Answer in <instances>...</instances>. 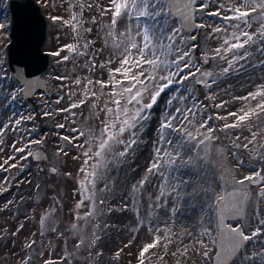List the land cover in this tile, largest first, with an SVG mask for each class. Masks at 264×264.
<instances>
[{"label":"snow or ice","instance_id":"snow-or-ice-1","mask_svg":"<svg viewBox=\"0 0 264 264\" xmlns=\"http://www.w3.org/2000/svg\"><path fill=\"white\" fill-rule=\"evenodd\" d=\"M93 7L99 9L101 18L110 17L108 23L100 24L104 48L111 50L103 61L97 58L99 50H92L95 41L85 37L93 31L91 27H85V23L95 25L97 19L93 16L86 21L83 12ZM68 11L69 19L51 17L53 23L59 21L71 28L74 41L50 53L57 58L58 64H72L66 74L52 77L61 82V90L68 89L64 95L58 94L54 101L55 105L64 102L65 106L53 108L52 102L44 99L41 108L46 109L42 118H71L73 124L84 116L83 111L75 110L87 108L83 127L69 129L73 133L71 136L57 133L58 139L65 142L57 145V157L68 156L69 145L78 150L73 159L81 160L78 168L81 179L77 181L76 193L81 198L75 207L77 211L88 208L83 215H74L76 222L70 226L78 232L77 222L87 224L92 218L116 211L111 207H98L97 183L103 181L99 189L101 193L113 191L108 171L117 163L126 162L125 158L138 143L136 132L144 127L153 109L162 102L163 119L156 129L158 137L152 160L145 175L133 183L127 193L136 219L135 231L138 233L140 227H145L152 237L150 242L139 246L135 259L136 264H150L155 259H165V255L187 256V249L179 253L167 252L168 244L172 243L170 228L145 226L144 221L156 209H163L169 219L176 215L182 187L192 185L190 180L170 176L168 170L192 166L189 163L192 156L185 158V150H199L195 157L197 171L204 164L212 163V146L216 141H220L225 149H243L264 161V0H108L107 5L100 0H74ZM209 41H215V46H210ZM249 67L262 73L260 79H251L253 74L248 73L251 83L242 86L248 89L245 94L228 92L226 95L230 99H218L213 86L230 76L242 74V70L247 73ZM77 68L87 70L86 74L74 76ZM98 70L105 78L94 76ZM39 86V82L19 81L13 85L16 95L25 96L29 93L35 95L33 89ZM181 88L183 92L176 95ZM201 90L207 91L203 99H198ZM210 108L216 109V113L210 112ZM35 119L36 115L29 112L8 124L0 123V152H4L5 147L13 152L0 162V170L7 172L17 168V160L21 162L19 167L23 168L30 159H41L45 139L33 137V133L39 131L31 124ZM93 119L98 120L100 126L89 124ZM217 121L223 123L217 124ZM26 123L30 125L27 129L23 127ZM55 127L65 129L67 126L56 123ZM8 131L20 132L21 136L9 142L5 139ZM126 133L128 139L123 138ZM225 139L229 143H223ZM232 154L236 155L235 152ZM243 163L237 157L238 166ZM51 172L55 174L56 168L53 167ZM228 175L235 177L231 184L219 176V183L211 192L207 189L202 192L206 197L204 208L211 226L204 227L194 237L199 246L198 254L204 264H257V257L260 264H264V214L257 206L264 203V169L253 168L252 174L241 178H236L231 170ZM150 176L158 177L161 183L157 186L155 203L149 196L145 214L141 217L139 205ZM7 180L5 177V182ZM250 189H255V202L249 217ZM4 191L8 189L0 188V193ZM168 198L173 199L172 207L167 205ZM98 203L104 205L105 199L101 198ZM9 204L11 201L6 202L0 211H6ZM128 207L126 205L121 211ZM46 219L40 220L41 228ZM94 227L98 228V225ZM51 231L56 229L51 228ZM40 235H44L43 230ZM58 235L62 236L63 232ZM2 239L4 237L0 235ZM97 239L94 232L92 247ZM253 241H261V248L250 251L255 248ZM35 243L30 240L25 247L31 250ZM84 245L85 240L80 238L74 247L79 249ZM160 250L165 255H161ZM121 251L117 250L113 255L118 259ZM96 256L102 258L101 253ZM70 259H74L73 252L59 260L46 259L42 264H69ZM32 261L28 253L21 258V264H32Z\"/></svg>","mask_w":264,"mask_h":264},{"label":"rangeland","instance_id":"rangeland-1","mask_svg":"<svg viewBox=\"0 0 264 264\" xmlns=\"http://www.w3.org/2000/svg\"><path fill=\"white\" fill-rule=\"evenodd\" d=\"M9 1L0 0V123L8 124L10 121L19 118V116L27 115L31 112L36 115V119L31 124L36 125L39 129V131L33 133V137L39 136L45 139V145L41 150L44 160L42 164L30 159L19 171H15L14 168L7 172L0 170V188L8 189V191L0 193V209L5 207L6 202L11 201L6 211H0V229L3 230L0 235L4 237V239L0 240V264H21V258L25 256V253H28L33 258L32 264H42V261L46 259L55 258L59 260L61 257L67 256L69 252L74 253V259H70L69 264H97V260L98 264H136L135 256L139 246L150 242L152 237L145 231V227H140L138 233L135 231L136 219L131 210L127 193L131 185L145 175V170L149 167L152 160L155 141L158 137L157 127L153 129V125L161 121L160 115H162V110H164V104L160 102L158 107L155 110L153 109L150 119L145 122L144 127L139 128L136 132L138 143L130 151L128 157L125 158L126 162L117 163L108 171L107 176L111 177L109 183L113 185V191L101 193L99 189L103 186V181L101 180L97 183L96 199L98 207L104 209L111 207L116 209V211L92 218L87 224L79 221L77 223L80 230L78 232L74 231L70 226L71 223L76 222L73 220V216L77 214L83 215L88 210L87 207H82L77 211L75 207L77 201L81 198L80 195L76 194L77 181L81 179V174L78 172L81 160L73 159V156L78 154V150L70 145L68 146V156L61 155L57 157L55 150L58 144L62 145L65 143L63 140L58 139L57 133L71 136L73 133L69 129L83 127L84 116L88 114L87 108L75 110L84 112V116H80L76 124L72 123L71 118L46 120L42 118V112L46 109L41 108L44 99L52 102L51 107L53 108L65 106L64 102L60 105H55L54 101L58 94L64 95V92L68 89L61 90L59 87L61 82L53 80L52 77L57 74H66V70L71 69L72 64L71 62L66 65L58 64L56 62L57 58L50 55V53L74 41L71 28L66 27L59 21L53 23L51 17L55 15L69 19V5L74 0H34L46 22V40L42 46V51L49 55V65L42 75L46 83L45 91H38L29 100L24 99L22 94L16 95L13 85L17 81L11 77L7 66L6 48L10 42V37L9 25L7 27L6 19L9 18ZM87 2H92V0H87ZM100 2L107 5L108 0H100ZM72 11L79 10L72 9ZM98 12L99 9L95 7L91 10L86 8L83 12V18L88 21L95 16L97 19V24L95 25L90 22L85 23V27L93 29L91 33L85 34V37L95 41L92 50H99L97 58L103 61L109 57L111 50L104 48L103 31L100 28V24L108 23L110 17L101 18ZM215 43V41H209L210 46H215ZM201 44H203V41H201ZM86 71L77 68L73 75L79 74L83 76ZM248 73H252L251 79L256 80H259L262 75L258 70L249 67L247 73H243L242 70V74L233 75L226 81L218 82V85L213 86L218 99H230V96L226 95L228 92L234 95L245 94L248 89L242 86L251 83ZM94 76L101 79L105 78V76H101V71L99 70ZM205 91L207 90H201L197 94L198 99H203ZM181 92H183L182 88L178 89L175 94L179 95ZM9 93H12V96H9ZM184 94L187 95V93ZM206 103L208 102L206 101ZM229 110H234V108H229ZM209 111L215 114L217 110L210 108ZM219 111L223 113V110ZM64 115L67 116L66 113ZM102 116L103 114L101 113ZM56 123H64L67 127L65 129H57L55 127ZM216 123L221 124L223 122L217 121ZM89 124L100 126L99 121L95 119L90 120ZM29 126L27 123L23 125L25 129ZM151 134L153 135L151 136ZM220 135L223 134L221 133ZM244 135L247 136L248 134L245 132ZM20 136V132L8 131L5 139L10 142ZM149 136L154 137V141L149 142ZM123 138L128 139V134L126 133ZM223 143L227 144L229 141L225 139ZM118 150H122V148ZM233 152L236 153L235 156L232 154ZM212 153L211 164H213L212 167L214 169H212L214 172L207 179L208 184L211 185L209 192L219 183V176H222L229 184L234 181L235 177L228 175L229 170L235 173L236 178H241L252 174L253 168L264 169V161H260L255 153L250 155L243 149L238 150L231 147L225 149L220 141H216L213 144ZM10 155H13V152L5 147L4 152H0V162L7 159ZM237 157L244 161L243 166H238ZM17 161L20 162L19 160ZM53 167L56 168L55 174L51 172ZM120 170L126 171L127 175L123 179L117 180L116 175ZM168 172L170 176H175L178 179L190 180L192 186L182 187L181 189L184 194L194 192L196 186L193 183V174L189 172V167H182L179 170L169 169ZM68 173H71V175H68ZM5 177L8 178L6 182ZM194 180L197 182V179ZM160 183L161 181L158 177L150 176L149 183L145 184V191L141 196V204L139 205L141 217L145 214L149 196L152 197L151 202L155 203V197L158 194L157 186ZM218 190L219 188L217 187ZM250 192V206L247 209L249 217L252 204L255 202V189H250ZM84 195L87 196L88 193ZM186 196L185 198L184 195H181L180 203L184 205V210L190 214L192 226H190V229L183 231L180 236L188 235L191 240L193 238V242L190 245L188 255L182 259V264H204L202 257L198 254L199 246L194 237H197L204 227L211 226L208 224V216L204 208V199L206 197H203L200 190L196 192L195 197ZM101 198L105 199L104 205H99L98 203ZM126 205H129L128 209L121 211ZM167 205L168 207L173 206L172 198H168ZM257 206L259 212L264 214V203H259ZM44 217H47V219L43 228H41L40 220ZM144 223L145 226H148V219ZM21 225H23L22 228H20ZM95 225H98V228H95ZM51 228H55L56 231H51ZM41 230L44 232L42 236L40 235ZM60 232H63L62 236L58 235ZM94 232L98 239L95 246L92 247L91 241ZM80 238L85 240V245L76 249L74 246L79 242ZM204 239L206 240L207 238L205 237ZM30 240L36 241L31 250L25 247ZM252 243L255 248L250 249V251L260 249L262 246L261 241H253ZM117 250H122L118 259L113 255ZM96 253H101L102 258H98ZM256 260L257 264H260V258L257 257ZM159 261L161 262L160 264H174L176 260L173 259V256L167 255L165 259Z\"/></svg>","mask_w":264,"mask_h":264},{"label":"water","instance_id":"water-1","mask_svg":"<svg viewBox=\"0 0 264 264\" xmlns=\"http://www.w3.org/2000/svg\"><path fill=\"white\" fill-rule=\"evenodd\" d=\"M11 42L7 47L8 66L13 78L19 82H39L33 89L45 90L46 83L40 76L49 65V55L42 52L46 39V22L33 0H11ZM33 94L23 97L29 99ZM43 156L39 160L43 163Z\"/></svg>","mask_w":264,"mask_h":264},{"label":"bare ground","instance_id":"bare-ground-1","mask_svg":"<svg viewBox=\"0 0 264 264\" xmlns=\"http://www.w3.org/2000/svg\"><path fill=\"white\" fill-rule=\"evenodd\" d=\"M6 25L8 27L9 25V18L6 19ZM206 103V101H205ZM159 105V103H158ZM158 107V106H157ZM156 107V108H157ZM154 108V110L156 109ZM164 111V110H162ZM161 116V120L163 119V115ZM159 122L154 123L153 125V129H155L156 127H158ZM151 127V126H149ZM154 134V133H153ZM151 134V136L153 135ZM149 136L148 141L152 142L154 141V137ZM153 146V145H150ZM36 147V146H35ZM199 150L198 149H191V151L189 152L188 150H185V152L183 153V155L185 156V158H187L189 155H191L192 157L189 158V163L192 166H185V167H189V172L193 174V183L196 186V188L194 189V192L191 193L193 197H195L196 192L197 191H201L203 192L205 189L209 190V188L211 187V185L208 184L207 179L210 178L213 174V164H204L203 167L197 171V164L198 162L196 161L195 157L198 154ZM21 162L17 161L18 167L14 168L15 171H19L21 170V168L19 167V164ZM179 163V161H178ZM213 168V169H212ZM126 171L124 170H120V172L116 175V179L120 180L123 179L126 176ZM194 179H197V182H195ZM201 181H203V183H201ZM214 189V188H213ZM181 195H184V197L186 198L187 196L181 191ZM189 197H191L190 195H188ZM192 197V198H193ZM184 201V200H183ZM179 209L176 213V215L174 217H171V219H169L168 216H166L164 214V210L163 209H156V211L148 218V226H152V227H156L159 226L160 228H170L171 229V233H172V243L168 244L167 246V252L171 253V252H183L185 249H187L188 253L190 251V245L193 242V238L191 240V237L188 235L185 236H180L181 233H183V231H186L188 229H190L192 226V218L190 216L189 213H187L184 210V205H182L181 203H179ZM250 205H248L249 207ZM247 207V209H248ZM160 235H163V233H159ZM152 251H157V250H152ZM160 254L161 255H165V252L163 250H160ZM167 257V255H165V258ZM184 255H176L173 256V259L176 260L174 264H182V259H184ZM161 262L159 261V259H155L154 262H150V264H160Z\"/></svg>","mask_w":264,"mask_h":264}]
</instances>
